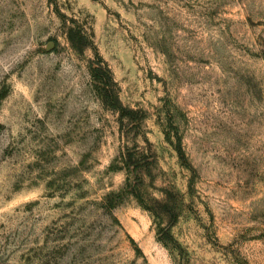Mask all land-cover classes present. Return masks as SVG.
<instances>
[{"label":"rangeland","instance_id":"obj_1","mask_svg":"<svg viewBox=\"0 0 264 264\" xmlns=\"http://www.w3.org/2000/svg\"><path fill=\"white\" fill-rule=\"evenodd\" d=\"M0 264H264V0H0Z\"/></svg>","mask_w":264,"mask_h":264},{"label":"trees","instance_id":"obj_2","mask_svg":"<svg viewBox=\"0 0 264 264\" xmlns=\"http://www.w3.org/2000/svg\"><path fill=\"white\" fill-rule=\"evenodd\" d=\"M58 16L64 24L65 37L70 49L79 60L86 62L90 75L99 88V94L102 101L109 110L119 115L122 127L124 126L125 121L130 124L140 121L143 122L145 120L143 110H133L126 108L123 105L120 99L119 87L114 73L108 63L98 54L96 45L93 41V35L89 33L86 28L80 25L76 19H68L61 13H58ZM53 46L54 50H56L58 46L57 41H54ZM88 52H93L96 58L88 59ZM166 138L168 142L173 146L182 166L193 172V167L189 164L188 158L183 149L181 137L176 134L175 142H173L170 136L167 134ZM145 142L149 146H151V143L148 141V139H146ZM122 160L128 174L129 184L130 186H132L131 182L137 174L134 152L127 149V152L122 156ZM135 197L139 200V202H142V199L139 195H135ZM162 232L164 234L163 240H165L166 242L174 241L168 229H164Z\"/></svg>","mask_w":264,"mask_h":264}]
</instances>
